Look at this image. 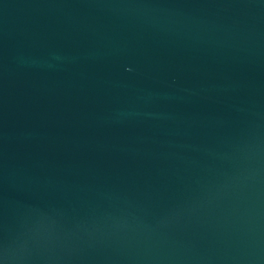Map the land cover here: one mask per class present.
<instances>
[{"label":"water","instance_id":"obj_1","mask_svg":"<svg viewBox=\"0 0 264 264\" xmlns=\"http://www.w3.org/2000/svg\"><path fill=\"white\" fill-rule=\"evenodd\" d=\"M0 264H264V0H0Z\"/></svg>","mask_w":264,"mask_h":264}]
</instances>
